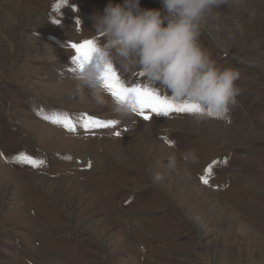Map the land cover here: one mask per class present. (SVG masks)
<instances>
[{"label": "rangeland", "instance_id": "rangeland-1", "mask_svg": "<svg viewBox=\"0 0 264 264\" xmlns=\"http://www.w3.org/2000/svg\"><path fill=\"white\" fill-rule=\"evenodd\" d=\"M109 3L124 0H0V264H264V0L204 20L199 43L240 78L227 117L199 123L121 118L75 91L69 45L97 39ZM84 114L117 124L85 130ZM65 116L75 131L52 123Z\"/></svg>", "mask_w": 264, "mask_h": 264}, {"label": "clouds", "instance_id": "clouds-1", "mask_svg": "<svg viewBox=\"0 0 264 264\" xmlns=\"http://www.w3.org/2000/svg\"><path fill=\"white\" fill-rule=\"evenodd\" d=\"M160 2L159 10L142 9L140 0L109 3L102 15L94 17V55L82 61L73 57L75 91L82 94L87 89L97 105L107 103L104 75L118 65L125 74L139 73L147 83L162 85L170 93L167 99L176 105L195 106L192 114L198 123L225 119L239 95L240 73L232 67L218 66L199 43V37L206 17L226 0ZM113 112L127 119L138 115L135 98L114 100ZM189 158L194 161L195 154ZM176 165V157L170 156L168 167L174 169ZM155 179L160 180V175Z\"/></svg>", "mask_w": 264, "mask_h": 264}, {"label": "snow or ice", "instance_id": "snow-or-ice-1", "mask_svg": "<svg viewBox=\"0 0 264 264\" xmlns=\"http://www.w3.org/2000/svg\"><path fill=\"white\" fill-rule=\"evenodd\" d=\"M64 2L67 3V0H64ZM93 44V39H85L81 43H71L69 47L75 52L74 61H82L85 58L90 60L94 55L92 47ZM104 80V87L107 90L108 94L114 100L126 101L129 96H133L135 98V108L137 114L140 115L144 120L152 119L150 113H155L158 115L162 114L164 116H167L170 113H192L196 110L195 106L193 105H176L175 103L169 101L167 98L161 97V95L152 91L150 88H146L140 85L135 87L127 86L124 80L121 78V75L114 67H110L106 70ZM52 123L61 125L65 127L68 131L76 130V124L67 116H65L62 120H52ZM116 124L117 121L115 120L105 121L84 114L83 123L81 126L85 130H88L91 128L115 127ZM116 135L118 136L119 133L117 132ZM17 159L20 161H26L32 164L33 166H36V161H34L31 157H28L27 155L22 154ZM88 167H91L90 163ZM206 171L211 173L212 169L209 168ZM201 180L204 184L209 183L207 176H202Z\"/></svg>", "mask_w": 264, "mask_h": 264}, {"label": "bare ground", "instance_id": "bare-ground-1", "mask_svg": "<svg viewBox=\"0 0 264 264\" xmlns=\"http://www.w3.org/2000/svg\"><path fill=\"white\" fill-rule=\"evenodd\" d=\"M94 164V163H93ZM95 165V164H94Z\"/></svg>", "mask_w": 264, "mask_h": 264}]
</instances>
